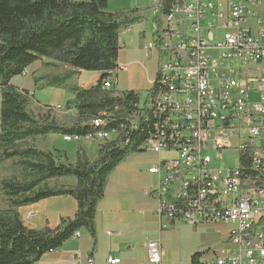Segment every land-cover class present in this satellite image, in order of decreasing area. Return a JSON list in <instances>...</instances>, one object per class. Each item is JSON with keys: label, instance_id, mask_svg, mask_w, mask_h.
Wrapping results in <instances>:
<instances>
[{"label": "built area", "instance_id": "built-area-1", "mask_svg": "<svg viewBox=\"0 0 264 264\" xmlns=\"http://www.w3.org/2000/svg\"><path fill=\"white\" fill-rule=\"evenodd\" d=\"M149 6L153 21L143 48L147 56L159 54L161 88L140 104L155 119L140 145L157 155L149 168L155 181L145 192L156 198L160 222L219 228L222 244L201 264H264V0H169L167 10L151 0ZM227 149L238 151L237 166H213L220 158L211 152ZM147 247L149 261L160 264L161 243Z\"/></svg>", "mask_w": 264, "mask_h": 264}, {"label": "trees", "instance_id": "trees-1", "mask_svg": "<svg viewBox=\"0 0 264 264\" xmlns=\"http://www.w3.org/2000/svg\"><path fill=\"white\" fill-rule=\"evenodd\" d=\"M147 10L150 6L110 11L108 0H0V168L8 170L0 178L6 203L0 208V264H36L77 232L95 236L97 205L109 176L130 154L142 151L155 121L152 110L141 107L138 91H120L111 80L118 67L120 33L141 21ZM38 61L57 72L37 77V88L72 94L59 117L53 105L34 109V92L13 83L31 74ZM79 71L101 76L96 84L82 87L74 82ZM106 81L111 88L105 87ZM156 89L157 78L148 96ZM102 118L104 123L97 126L95 120ZM113 131L115 138L97 141L93 159L81 145L74 162L48 146L52 134L81 139ZM64 177L77 182L64 185ZM55 196H72L75 215L61 218L56 228L27 227L19 208ZM202 255L195 253L193 264H201Z\"/></svg>", "mask_w": 264, "mask_h": 264}, {"label": "crops", "instance_id": "crops-1", "mask_svg": "<svg viewBox=\"0 0 264 264\" xmlns=\"http://www.w3.org/2000/svg\"><path fill=\"white\" fill-rule=\"evenodd\" d=\"M147 14L149 17L146 16ZM140 16L143 17L141 21L120 33L121 49L118 67L112 72L111 80L118 90L124 92L136 90L142 96L145 92L149 93L152 88L156 80V70L151 68L147 61L149 56L143 48L145 40L151 33L153 13L147 10ZM43 61L47 60L43 59ZM33 69L35 75L16 77L13 83L21 89L27 88L34 92V100L42 104L35 98V91L39 85L36 83V78L50 77L57 71L53 66L46 67L41 61H38ZM100 76V72L79 71L76 77L77 84L90 87L97 83ZM54 91L55 98L51 104L53 106H65V103L72 98L68 90ZM62 137L58 134L50 135L48 146L57 154L65 153L70 160L67 148L61 143V140H64ZM83 140L85 138L70 142H77L91 159L95 158L98 143L91 144L87 141L86 146ZM152 155L149 165H143L137 171L136 179L123 176L125 171L127 173V167H123L126 159L111 173L106 193L97 205L95 236L82 231L80 237L73 238L60 248L45 254L36 264H90V258L94 260V264H107L110 256L120 257V264H155L149 261L147 243L151 240L161 243L160 264H193L192 257L195 253L201 252L206 255L214 249L212 247H215L213 246L215 241L221 246L223 236L215 233L219 229L216 226L195 227L185 222L159 221L156 215L157 200L153 195L145 192V188L155 181V176L149 172V168L156 162L157 155L155 153ZM70 162H74V158ZM4 171L0 168V178L4 175ZM60 182L64 185H75L77 181L73 177H64ZM5 206L6 203L0 194V208ZM19 211L24 224L29 228L41 229L46 226L56 228L61 218L75 215L77 201L72 196H55L22 206ZM30 211H36L31 218L28 213Z\"/></svg>", "mask_w": 264, "mask_h": 264}, {"label": "rangeland", "instance_id": "rangeland-1", "mask_svg": "<svg viewBox=\"0 0 264 264\" xmlns=\"http://www.w3.org/2000/svg\"><path fill=\"white\" fill-rule=\"evenodd\" d=\"M108 3H109V10L115 11L116 9H119V8H135L137 6L146 7V6L150 5L151 0H108ZM148 15L149 14H147L146 16H148ZM148 17H147V19H148ZM158 56H159V54L157 55V54L153 53L152 55H150L147 58V61L150 63L151 68L156 70V78H157V69H158V65H159ZM30 71H31V76L35 75L36 72L34 71L33 68L30 67ZM46 80H47V78L44 77V78L40 79L39 82H40V84H42L43 81H46ZM74 82L78 83V80L75 79ZM55 89H58V88H55V87H49L46 89L36 88L35 98L37 100H39L42 104L36 103V100L33 99V105H32L33 108L36 110H41V109L43 110L45 108L44 105H49V104L51 105L53 102V99L55 98V96H54V92H55L54 90ZM147 96H148V92L143 93L141 96V101L144 102L146 100ZM54 106H57V105H54ZM62 107L64 108V106H62ZM62 112L63 111H56L54 113L57 117H59L60 115H62ZM87 141H89V140H87L86 138H85V140H83V142L86 146L88 143ZM61 143L64 144L65 147L67 148L68 156H69L70 160L72 161V159L74 158V161H75L76 157H77L78 143L77 142H68V141L65 142L64 140H61ZM90 143L94 144V143H98V142H96L95 140H92V141H90ZM89 146L87 148L91 152V148H89ZM211 154H212V157H214V159L217 157L220 158L219 162L218 161L213 162V166H230V167H236L237 166V160H238V151L237 150L227 149V150H223V151H212ZM150 157H153V155L149 151H140V152H135V153L130 154L126 158L125 164L123 166V167H127V173L125 171V174L123 176H125L126 178L136 179L137 178V171L140 169V167L143 165H149V163L151 162ZM6 173H8V170L4 171V175ZM215 233L218 236L221 235V233L218 232V229L216 230ZM213 246H215V247H212V248H216L219 246V243L217 241H215Z\"/></svg>", "mask_w": 264, "mask_h": 264}, {"label": "bare ground", "instance_id": "bare-ground-1", "mask_svg": "<svg viewBox=\"0 0 264 264\" xmlns=\"http://www.w3.org/2000/svg\"><path fill=\"white\" fill-rule=\"evenodd\" d=\"M169 0H159V6H160V10L161 8H163V4L165 5V3L167 4ZM150 36V35H149ZM157 80L159 82V88H161V77H157ZM109 88V87H107ZM155 96V95H154ZM104 123V119H99V120H95V124L97 126H100ZM35 213H30L29 214V218H31L32 216H34Z\"/></svg>", "mask_w": 264, "mask_h": 264}]
</instances>
